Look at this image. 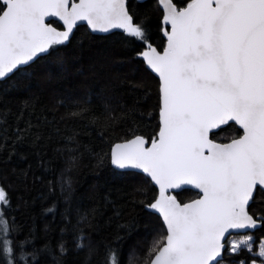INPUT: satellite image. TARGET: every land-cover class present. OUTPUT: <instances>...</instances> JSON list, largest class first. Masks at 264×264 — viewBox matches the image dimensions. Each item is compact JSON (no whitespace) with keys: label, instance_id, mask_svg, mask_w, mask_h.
Listing matches in <instances>:
<instances>
[{"label":"snow or ice","instance_id":"1","mask_svg":"<svg viewBox=\"0 0 264 264\" xmlns=\"http://www.w3.org/2000/svg\"><path fill=\"white\" fill-rule=\"evenodd\" d=\"M157 4L162 51L150 43L146 20L128 0H0V81L67 43L78 22L93 33L118 29L126 42L141 43L137 55L159 79L158 132L150 141L133 135L103 155L115 168L139 170L158 185L145 208L160 214L162 234L144 264H228L241 252L253 257L250 264H264V237L257 243L252 232L264 226V0ZM230 122L242 134L216 142L214 130ZM74 162L70 157L68 170ZM190 189L199 190V198L185 203L169 191ZM10 203L0 186V264H40L41 252H25L30 241L14 238ZM73 248L89 257L94 251L84 235ZM56 251L54 264H63L70 249L60 242ZM104 264H119L115 249H106Z\"/></svg>","mask_w":264,"mask_h":264},{"label":"trees","instance_id":"2","mask_svg":"<svg viewBox=\"0 0 264 264\" xmlns=\"http://www.w3.org/2000/svg\"><path fill=\"white\" fill-rule=\"evenodd\" d=\"M173 2L179 8L188 0ZM128 4L162 51L157 0ZM120 31L95 34L80 26L67 43L0 81V186L11 202L6 214L15 240L30 241L24 251L41 252L40 264H54L60 242L70 249L63 264H104L107 248L117 251L119 264H144L162 234L161 217L145 208L157 198L156 187L141 173L117 171L103 155L133 135L150 141L159 129V79L137 55L144 46L126 42ZM216 133V141L227 143L242 131L229 124ZM70 157L75 162L68 170ZM196 198L192 190L177 196L181 203ZM79 235L94 249L90 257L73 248ZM253 235L258 243L264 226ZM252 258L241 252L227 261L250 264Z\"/></svg>","mask_w":264,"mask_h":264},{"label":"water","instance_id":"3","mask_svg":"<svg viewBox=\"0 0 264 264\" xmlns=\"http://www.w3.org/2000/svg\"><path fill=\"white\" fill-rule=\"evenodd\" d=\"M139 1H141V2H143V1H146V0H139ZM77 2H78V0H77ZM161 8V7H160ZM49 19H54V18H49ZM55 22H57L61 27H62V23L61 22H59V21H55ZM54 26V25H53ZM80 26H86L88 29H89V27L87 26V24H86V22H78L77 23V26H76V28H74L73 29V33H72V36H73V34H74V32L77 30V28L78 27H80ZM166 27H169V26H167V25H165ZM55 27V26H54ZM58 30H63V27L62 28H57ZM113 30H118V29H113ZM89 31L91 32V30L89 29ZM93 33V32H92ZM95 34H99V33H95ZM71 36V37H72ZM70 37V38H71ZM158 50V49H157ZM159 51V50H158ZM43 53H40V54H38L37 56H36V58L32 61V62H30V64L29 65H27V66H21V69L22 68H26V67H28V66H30L31 64H33L41 55H42ZM17 72V71H16ZM153 73V72H152ZM154 74V73H153ZM13 75V74H12ZM155 76H156V74H154ZM157 77V76H156ZM158 78V77H157ZM229 124H234V122H230ZM228 124V125H229ZM227 125H222L221 126V128H219V129H215L214 130V132H217V131H219L220 129H222V128H224V127H226ZM238 126V125H237ZM238 128H239V126H238ZM240 129V128H239ZM241 131H242V129H240ZM216 142H218V141H216ZM119 143H122V142H119ZM218 143H221V142H218ZM228 143V142H227ZM113 166V168L114 169H116L117 171H122V172H126V171H132V172H138V173H140L139 172V170H120V169H117V168H115V166L114 165H112ZM142 174V173H141ZM143 175H145V174H143ZM146 176V175H145ZM153 185L156 187V189H157V191H158V185H155L154 183H153ZM190 190H192V191H195V192H197L198 193V191L199 190H197V189H190ZM170 192H173V191H175V192H182L183 190H169ZM199 198V197H198ZM197 199V198H196ZM191 202V201H190ZM151 210V209H150ZM153 213H155V214H157L159 217H161L160 216V214L159 213H156L154 210H151ZM162 219V218H161ZM261 227V226H260ZM260 227H258L257 229H255V230H252V232L254 233V232H256Z\"/></svg>","mask_w":264,"mask_h":264},{"label":"rangeland","instance_id":"4","mask_svg":"<svg viewBox=\"0 0 264 264\" xmlns=\"http://www.w3.org/2000/svg\"><path fill=\"white\" fill-rule=\"evenodd\" d=\"M234 239L238 238V237H233ZM255 238V237H254Z\"/></svg>","mask_w":264,"mask_h":264},{"label":"flooded vegetation","instance_id":"5","mask_svg":"<svg viewBox=\"0 0 264 264\" xmlns=\"http://www.w3.org/2000/svg\"><path fill=\"white\" fill-rule=\"evenodd\" d=\"M218 132V131H217ZM236 138H238V137H236ZM216 141V140H215ZM222 143V142H221Z\"/></svg>","mask_w":264,"mask_h":264}]
</instances>
